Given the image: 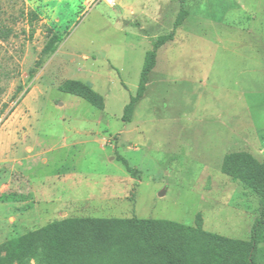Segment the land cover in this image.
Segmentation results:
<instances>
[{
    "label": "rangeland",
    "instance_id": "obj_1",
    "mask_svg": "<svg viewBox=\"0 0 264 264\" xmlns=\"http://www.w3.org/2000/svg\"><path fill=\"white\" fill-rule=\"evenodd\" d=\"M112 1L0 0V245L75 216L199 218L247 241L259 201L220 169L234 153L264 164V0H186L129 123L145 54L179 4ZM53 35L63 40L44 54ZM65 80L104 109L59 92Z\"/></svg>",
    "mask_w": 264,
    "mask_h": 264
},
{
    "label": "trees",
    "instance_id": "obj_2",
    "mask_svg": "<svg viewBox=\"0 0 264 264\" xmlns=\"http://www.w3.org/2000/svg\"><path fill=\"white\" fill-rule=\"evenodd\" d=\"M172 29L156 38L145 54L136 93L123 109L129 123L136 104L146 91L157 50L172 42L188 18L186 0H177ZM29 21L36 19L29 13ZM63 38L53 35L43 49L52 54ZM58 91L78 97L103 110V97L89 85L65 80ZM126 172L134 171L121 160ZM233 183L242 182L259 201V210L247 241L206 232L199 218L193 226L167 220L72 217L52 221L42 228L14 237L0 245V264H257L255 254L264 233V164L245 153L226 155L220 169Z\"/></svg>",
    "mask_w": 264,
    "mask_h": 264
},
{
    "label": "crops",
    "instance_id": "obj_3",
    "mask_svg": "<svg viewBox=\"0 0 264 264\" xmlns=\"http://www.w3.org/2000/svg\"><path fill=\"white\" fill-rule=\"evenodd\" d=\"M256 148V151H257V153H260V150L259 149H257V147H255ZM251 156H253V157H255V155L253 154V153H251ZM76 217V216H75ZM70 218H72V217H70ZM113 218V217H112ZM263 235H264V233H263ZM261 240V239H260ZM260 244V243H259ZM259 244H258V246H259ZM258 246H257V250H258ZM256 250V251H257ZM255 258H256V254H255Z\"/></svg>",
    "mask_w": 264,
    "mask_h": 264
},
{
    "label": "built area",
    "instance_id": "obj_4",
    "mask_svg": "<svg viewBox=\"0 0 264 264\" xmlns=\"http://www.w3.org/2000/svg\"><path fill=\"white\" fill-rule=\"evenodd\" d=\"M106 4L108 5H113V1L112 0H104Z\"/></svg>",
    "mask_w": 264,
    "mask_h": 264
}]
</instances>
